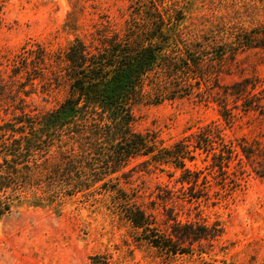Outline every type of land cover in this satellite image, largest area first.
<instances>
[{
  "label": "trees",
  "instance_id": "trees-1",
  "mask_svg": "<svg viewBox=\"0 0 264 264\" xmlns=\"http://www.w3.org/2000/svg\"><path fill=\"white\" fill-rule=\"evenodd\" d=\"M133 5L121 32L104 29L87 41L75 37L56 56L55 66L49 67L48 53L38 46L30 62L26 60L33 51L21 52L23 63L15 64L8 77L0 70V106L11 113L10 119L0 117V218L21 196L43 200L36 196L41 189L47 198L108 194L139 240L159 253H207L202 246L217 240L223 229L217 220L208 224L189 218L190 207H198L208 185L206 175L186 162L204 155L206 168L218 172L222 181L231 174L235 184L236 172L247 166L264 177V141L227 139L223 126L210 121L166 146L155 133L133 129L132 106L195 96L215 103L227 127L240 112L258 113L264 124V87L255 92L261 87L256 78L219 82L237 53L264 52V0L247 2L246 11L261 15L256 24L238 23L228 32L197 39L182 32L183 14L175 2L135 0ZM44 79L54 88L65 84L66 94L52 109L32 113L25 97L35 80ZM232 165L236 171H230ZM156 169L169 178L178 171L174 182L179 184L177 190L157 195L165 212L160 223L152 212L155 204L142 206L138 191L124 186L130 183L129 173ZM185 203L188 212L180 218L175 207Z\"/></svg>",
  "mask_w": 264,
  "mask_h": 264
},
{
  "label": "rangeland",
  "instance_id": "rangeland-1",
  "mask_svg": "<svg viewBox=\"0 0 264 264\" xmlns=\"http://www.w3.org/2000/svg\"><path fill=\"white\" fill-rule=\"evenodd\" d=\"M134 1L0 0V70L8 77L15 64L23 63L21 52L33 51L26 60L30 62L38 46L48 53L49 67L55 66L56 56L62 55L75 37L87 41L104 29L121 32L132 15ZM172 1L182 10V32L194 39L228 32L238 23L249 27L261 16L245 10L248 0H164ZM225 70L220 84L256 78L261 84L255 90L258 92L264 87V52L241 51L228 60ZM46 73L50 77V72ZM45 82L47 79L35 80L30 95L25 97L27 110L32 113L52 109L66 94L65 84L54 88ZM5 107L0 106V117L10 119V109ZM132 113L133 129L155 133L166 146L210 121L223 126L227 139L264 141V124L258 113L240 112V118L227 127L215 103L199 101L195 96L159 104L140 102L132 106ZM203 157L197 156L186 165L200 170V176L206 175L208 185L198 207H190L189 218L200 217L208 224L217 220L223 229L217 240L202 246L207 253H159L139 240L137 231L113 207L108 194L91 192L47 198L41 189L36 196L43 200L31 199L29 194L28 198L21 196L0 218V264H264V177L247 166L243 173L236 172L237 185L231 182V174L222 181L218 172L206 168L208 160ZM142 160H133L129 168ZM166 170L173 171L168 167ZM231 170L237 169L232 165ZM167 172L134 171L126 179L130 183L124 185L126 190L138 191L141 197L137 202L142 206L150 208V204H155L152 212L158 223L165 212L157 195L179 187L174 182L178 171L171 178ZM188 206L185 203V207H175L180 218H185Z\"/></svg>",
  "mask_w": 264,
  "mask_h": 264
}]
</instances>
